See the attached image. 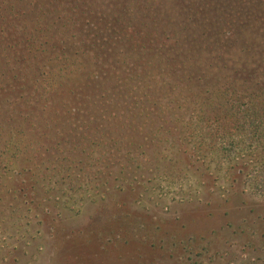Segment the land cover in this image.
Returning <instances> with one entry per match:
<instances>
[{
    "label": "trees",
    "instance_id": "16d2710c",
    "mask_svg": "<svg viewBox=\"0 0 264 264\" xmlns=\"http://www.w3.org/2000/svg\"><path fill=\"white\" fill-rule=\"evenodd\" d=\"M141 187L264 195V0H0V239L90 200L161 249L114 201Z\"/></svg>",
    "mask_w": 264,
    "mask_h": 264
},
{
    "label": "rangeland",
    "instance_id": "374dc122",
    "mask_svg": "<svg viewBox=\"0 0 264 264\" xmlns=\"http://www.w3.org/2000/svg\"><path fill=\"white\" fill-rule=\"evenodd\" d=\"M138 189L143 197L113 190L114 201L126 204L121 215L130 208V218L161 226L154 232L147 223L137 235L163 240V248L138 251L122 240L93 236L115 208L87 200L78 212L79 204L50 207L51 216L32 218V231L40 233L33 247L0 248V264H264V195L247 191L228 200L204 197L185 203L178 201L175 188ZM16 241L7 235L0 239L4 245Z\"/></svg>",
    "mask_w": 264,
    "mask_h": 264
},
{
    "label": "flooded vegetation",
    "instance_id": "af4514ba",
    "mask_svg": "<svg viewBox=\"0 0 264 264\" xmlns=\"http://www.w3.org/2000/svg\"><path fill=\"white\" fill-rule=\"evenodd\" d=\"M37 233L40 234L38 230H37V231H32V232H30L29 234H26V236L24 237V238H26V239H25L23 242H25V241L27 240V238L30 239V241L27 240L28 243H29L28 245H25V246H23V247H19V248H13L12 246H7V247H4V248H6V249H7V248H10V249H12V250H15V249H18V250H19V249H20V250H21V249H22V250H25V249L28 248V247H33L34 239H35V235H36ZM7 236H8V237H14V236L11 235V234H10V236H9V235H7ZM5 237H6V236H5ZM16 237L19 238V241H18V242L16 241L15 243H18V244H19V243H23L22 241H20V239H21L22 236H15V238H16ZM22 238H23V237H22ZM31 243H32V245H31ZM12 244H14V243H11V245H12ZM30 245H31V246H30Z\"/></svg>",
    "mask_w": 264,
    "mask_h": 264
}]
</instances>
